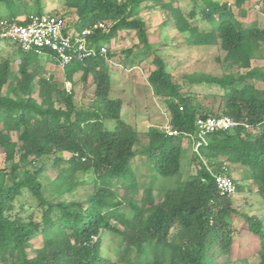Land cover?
<instances>
[{
  "label": "trees",
  "instance_id": "16d2710c",
  "mask_svg": "<svg viewBox=\"0 0 264 264\" xmlns=\"http://www.w3.org/2000/svg\"><path fill=\"white\" fill-rule=\"evenodd\" d=\"M148 1L64 0L77 16L75 32L98 23L105 27L94 28L87 36V47H93L95 54L61 65L64 80L70 84L75 74L80 73L81 80L92 75L90 108H77L72 89L59 90L42 76L43 60L59 64L52 53L24 52L13 43L20 55L16 80L9 60H0V151L9 163L8 170L0 169V264H230L234 245L245 241L252 251L250 257L256 264H264V219L234 205L232 197L243 187L231 175V166H242L245 178L254 183L264 201V89L251 82H264V70L250 66L264 29L246 26L228 5L217 0H190L187 17L172 0L162 4L192 42L218 41L226 60L247 69L221 76H185L189 87L206 84L220 88V114L236 122L229 129L199 136L195 120L217 115L203 108L195 93L182 90L184 85L172 79L158 48L148 41L145 20L137 15L148 7ZM246 1L234 0L240 14H244ZM262 5L264 12V0ZM41 13L37 5L25 16ZM20 15L16 0H0V19ZM194 18L204 21L209 29L191 24L189 20ZM121 30L136 31L141 45L139 53L132 54L130 66L138 65L145 53L151 52L154 68L147 81L154 93L164 98L169 127L176 131L167 134L150 126L142 150L135 148L139 141L136 129L121 119V100L109 96L106 60L112 55L108 44ZM101 46L106 47L105 54L99 53ZM35 86L38 100L32 96ZM11 132L17 133L16 141L11 140ZM187 136L194 145L199 142L193 152L195 173L174 187L161 188L160 196L153 195L154 179L180 174L182 139ZM135 155L144 158L150 172L139 201L133 197L138 184L130 168ZM33 161L36 165L30 169ZM49 164L56 171L49 182L50 192L56 193L51 199L39 180ZM220 174L233 180L234 194L217 190L215 176ZM85 183L93 188L84 200L65 198ZM120 184L126 185L130 194L125 201L113 190ZM105 231L119 235L114 260L104 255ZM37 236L41 246L29 255L26 247Z\"/></svg>",
  "mask_w": 264,
  "mask_h": 264
},
{
  "label": "rangeland",
  "instance_id": "374dc122",
  "mask_svg": "<svg viewBox=\"0 0 264 264\" xmlns=\"http://www.w3.org/2000/svg\"><path fill=\"white\" fill-rule=\"evenodd\" d=\"M20 5L22 16L27 11H33L37 5L41 7L42 12L63 16L66 25L70 29H74L77 22L75 11L68 8L64 0H16ZM169 0H159V3L149 0L148 7L142 8L137 12V15L145 20V26L148 32V41L153 47L158 48V53L165 61L166 68L170 72L172 79L184 85L182 90L185 92L195 93L198 102L203 108L210 109L214 115H219L221 108V89L206 84L192 85L187 84L186 75L195 73L211 74L221 76L224 74H238L246 71L242 65L230 63L225 58V51L220 47V43L195 44L192 38L188 36V32L181 31L175 25V20L171 18L169 11L162 6ZM220 4L228 5L236 17L246 26H255L256 28L264 29V12L263 0H247L242 9L244 14L239 13V9L234 5V0H217ZM173 6L178 8L184 17H187L191 9L190 0H172ZM4 12V11H3ZM191 24L197 26L201 30H208L209 26L204 21H199L198 18L189 20ZM191 38V39H187ZM194 40V39H193ZM137 33L134 30H121L117 33L116 38L112 39L108 44L109 54L106 60L107 69H109L111 85L109 96L119 98L122 102L121 119L133 126L137 133L139 141L135 145L137 150H142L147 144L146 131L150 126H157L161 130H168L169 113L164 102V98L157 96L150 84L147 81L149 72L154 68L152 63V54L150 51L145 53L138 65L130 66L129 60L133 53H139L141 50ZM127 50H130L127 53ZM250 57V66L264 70V34L258 41L256 47ZM19 52L17 47L8 41L0 40V60L8 59L13 71V79L18 78L17 63L19 60ZM42 76L47 79V82L54 84L59 90H71L73 92V101L77 108H90L93 99L94 83L92 75H88L85 80L80 79V73L74 75V82L70 84L64 80L63 69L60 64L43 60ZM37 78L34 79L36 82ZM258 88L264 89V82L260 80H251ZM33 98L37 100L36 86L32 91ZM109 126L113 122L108 123ZM1 128V126H0ZM253 131L254 129L251 128ZM11 140H17V133H10ZM182 157H181V172L176 177L169 179L156 178L153 181L152 193L160 196L161 188H171L183 182L190 174L196 171V163L193 161V152L196 149L193 139L190 136L182 139ZM138 154V153H137ZM67 157V153H57ZM18 153L15 154L17 159ZM33 160V156L29 160ZM37 161H33L30 169L36 165ZM130 168L133 171L135 180L138 184L137 191L133 196L139 201L145 187L150 179V172L144 162V158L140 155H135L130 160ZM0 169H9V163L4 159V154L0 151ZM80 174V173H79ZM231 175L242 184L243 189L237 191L233 195L234 205L250 215H257L264 219V201H262L256 192V186L250 180L245 178V169L240 165L231 166ZM56 176L55 168L50 164L46 166L43 174L39 175V180L43 184L44 194L49 199L54 198L56 193L50 192L49 182ZM79 176V175H78ZM93 177V175L91 176ZM92 184L85 183L77 186L71 195H67L66 199L84 200L92 192ZM126 185L120 184L113 187V190L118 194V199L125 201L129 196ZM159 192V193H158ZM125 205V204H124ZM122 206L124 212L128 211L126 206ZM115 224L114 221H112ZM240 224V223H239ZM116 225V224H115ZM119 235L112 232L103 233V250L104 255L109 259L114 260L119 246ZM249 243L248 241H245ZM246 243L235 244L234 252L231 257L230 264H256L257 260L250 257L251 249L247 248ZM41 246V238L37 236L31 240L26 250L29 255ZM238 256V258L236 257ZM238 259V261H234Z\"/></svg>",
  "mask_w": 264,
  "mask_h": 264
},
{
  "label": "built area",
  "instance_id": "2783aa9c",
  "mask_svg": "<svg viewBox=\"0 0 264 264\" xmlns=\"http://www.w3.org/2000/svg\"><path fill=\"white\" fill-rule=\"evenodd\" d=\"M94 28L105 27L102 23L93 24L92 28L77 33L66 25L65 19L44 12L24 15L22 18L17 16L12 19H0V40L10 41L24 52L32 51L42 56L52 53L59 64L63 65L95 54L93 47H87V36ZM105 52L106 47L101 46L99 53L105 54ZM235 125L236 122L224 114L199 117L195 120L199 136L217 130H226ZM166 133L176 134V131L168 128ZM198 144L199 142L195 146ZM215 184L220 194L235 193L233 180L225 174L216 175Z\"/></svg>",
  "mask_w": 264,
  "mask_h": 264
},
{
  "label": "crops",
  "instance_id": "0c3cea01",
  "mask_svg": "<svg viewBox=\"0 0 264 264\" xmlns=\"http://www.w3.org/2000/svg\"><path fill=\"white\" fill-rule=\"evenodd\" d=\"M23 16H24V15H23ZM23 16H22V15H20V16H18V17L22 18Z\"/></svg>",
  "mask_w": 264,
  "mask_h": 264
}]
</instances>
